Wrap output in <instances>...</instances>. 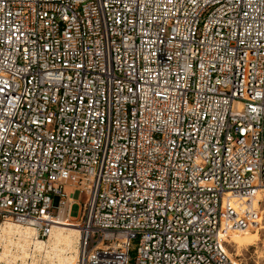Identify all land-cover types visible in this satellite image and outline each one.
<instances>
[{
    "label": "built area",
    "instance_id": "built-area-1",
    "mask_svg": "<svg viewBox=\"0 0 264 264\" xmlns=\"http://www.w3.org/2000/svg\"><path fill=\"white\" fill-rule=\"evenodd\" d=\"M261 189L264 0H0V226L61 212L75 264H243Z\"/></svg>",
    "mask_w": 264,
    "mask_h": 264
},
{
    "label": "bare ground",
    "instance_id": "bare-ground-1",
    "mask_svg": "<svg viewBox=\"0 0 264 264\" xmlns=\"http://www.w3.org/2000/svg\"><path fill=\"white\" fill-rule=\"evenodd\" d=\"M256 200H259V193ZM58 220L46 240L36 238L33 230L28 227L10 222L2 224L0 264H75L78 253V230L60 223L61 212ZM253 227V232L247 229L230 233L226 242L237 251L241 247L252 246L258 240V229L263 228L258 224Z\"/></svg>",
    "mask_w": 264,
    "mask_h": 264
},
{
    "label": "rangeland",
    "instance_id": "rangeland-1",
    "mask_svg": "<svg viewBox=\"0 0 264 264\" xmlns=\"http://www.w3.org/2000/svg\"><path fill=\"white\" fill-rule=\"evenodd\" d=\"M72 199L74 200V202L71 205L70 214L72 216H75L78 213L79 204L83 202L84 197L82 194L76 191L74 192ZM258 207L261 212V221L259 226L263 227L259 228L257 231L258 240L255 241L252 246H246L243 248L241 247L238 251L234 250L235 248L231 245H228L230 247V252H233V256L239 257L243 264H264V189L259 192ZM62 224L73 227L67 223ZM248 230L250 232H253V229Z\"/></svg>",
    "mask_w": 264,
    "mask_h": 264
},
{
    "label": "crops",
    "instance_id": "crops-1",
    "mask_svg": "<svg viewBox=\"0 0 264 264\" xmlns=\"http://www.w3.org/2000/svg\"><path fill=\"white\" fill-rule=\"evenodd\" d=\"M72 216V215H71Z\"/></svg>",
    "mask_w": 264,
    "mask_h": 264
}]
</instances>
